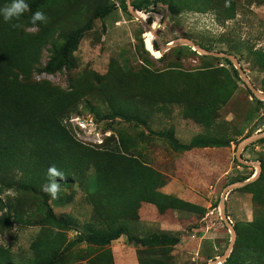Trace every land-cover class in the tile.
<instances>
[{"label": "rangeland", "instance_id": "rangeland-1", "mask_svg": "<svg viewBox=\"0 0 264 264\" xmlns=\"http://www.w3.org/2000/svg\"><path fill=\"white\" fill-rule=\"evenodd\" d=\"M225 4L43 0L48 22L22 21L17 37L34 60L28 73H18V82L49 90L53 98L75 96L78 102L63 119L75 138L152 167L165 178L160 190L192 208L160 213L142 202L137 220L129 223L133 235L168 234L178 237L175 244L143 246L122 234L98 246L80 238L99 226L87 199L92 170L85 186L61 180L54 201L46 194L45 202L40 191L1 184L2 256L32 264L31 244L39 240L47 251L61 252L55 264H220L233 249L234 224L241 247L233 254L235 264L260 245L257 240L262 243L247 224L264 215V0ZM134 6L150 8L152 15ZM95 7L105 13L93 17L89 10ZM64 24L81 28L80 38L70 64L47 72L51 48L65 40ZM104 91L129 102L139 92L157 91L174 102L162 111L152 108L143 124L114 115L93 97ZM196 137L201 141L192 143ZM245 176L250 177L231 183Z\"/></svg>", "mask_w": 264, "mask_h": 264}, {"label": "trees", "instance_id": "trees-1", "mask_svg": "<svg viewBox=\"0 0 264 264\" xmlns=\"http://www.w3.org/2000/svg\"><path fill=\"white\" fill-rule=\"evenodd\" d=\"M7 3H10V0H0V7ZM27 3L30 5L29 10L19 21L11 23H22L25 19L30 26L39 25L32 24L31 16L41 10L43 0H27ZM134 8L143 11L142 13L153 11L144 6ZM89 11L93 17L105 13L102 7ZM50 14L51 12L48 13ZM11 23L4 22L0 16V185L9 183L23 190L40 191L46 202V193L41 191V186L46 182V171L50 165L55 164L65 173L63 181H76L81 186L86 184L87 173L92 170L94 176L86 187L87 199L99 226L81 236L82 240L103 246L126 234L129 241L143 246L150 243H177L178 237L168 234H152L149 237L133 235L129 231V223L137 220L142 202L154 204L160 213L169 208L189 210L192 208L191 204L162 192L160 187L165 184V178L152 167L118 150L89 145L75 138L63 124L66 112L78 102L75 96L70 95L66 99L53 98L49 90L18 82V73L26 74L31 70L34 53L28 51L26 43L18 39L20 28H13ZM81 31V28H70L66 24L62 26L61 33L65 40L51 48V57L44 68L45 71L54 72L70 64L71 51L76 46ZM152 42L151 35L149 43L155 51ZM155 92L157 91L151 94L139 92L132 97L131 102L124 101L108 91L94 93L93 97L97 96L106 103L114 115L145 124L150 118L149 112L152 108L162 111L171 104L170 102H174L169 97ZM149 132L155 133V130L151 128ZM167 135L172 136L171 132ZM200 141V137H196L192 143ZM249 177L238 178L231 183L244 181ZM255 181L257 180L252 182ZM5 219L8 221L9 218L5 216ZM60 221L66 223V220ZM247 225L252 227L253 232L263 241L259 243L257 240L256 243L260 245L248 250L240 262L264 264V215H258L255 221ZM233 228L237 234L233 249L220 264H235L233 254L240 247V232L237 225L234 224ZM31 249L34 253L32 264H55L61 254L57 251H47L39 240L31 244ZM240 250L241 247L238 252ZM247 257L251 260L247 261ZM0 264H13L9 254H0Z\"/></svg>", "mask_w": 264, "mask_h": 264}, {"label": "clouds", "instance_id": "clouds-1", "mask_svg": "<svg viewBox=\"0 0 264 264\" xmlns=\"http://www.w3.org/2000/svg\"><path fill=\"white\" fill-rule=\"evenodd\" d=\"M225 6H229L226 0ZM30 8L27 0H10V3L0 7V16L3 17L4 22L11 23L12 21H19L25 12ZM33 25L37 23H47L48 16L42 10H37L31 16ZM13 28H21L23 25L19 22L11 23ZM155 27V25H153ZM65 178V173L60 170L55 164L50 165L46 171V182L41 186V191L48 194L51 200L59 199L61 192V180ZM56 231V229H54Z\"/></svg>", "mask_w": 264, "mask_h": 264}, {"label": "water", "instance_id": "water-1", "mask_svg": "<svg viewBox=\"0 0 264 264\" xmlns=\"http://www.w3.org/2000/svg\"><path fill=\"white\" fill-rule=\"evenodd\" d=\"M149 16H151L152 15V13H147ZM224 261V260H223Z\"/></svg>", "mask_w": 264, "mask_h": 264}, {"label": "bare ground", "instance_id": "bare-ground-1", "mask_svg": "<svg viewBox=\"0 0 264 264\" xmlns=\"http://www.w3.org/2000/svg\"><path fill=\"white\" fill-rule=\"evenodd\" d=\"M140 14V13H139Z\"/></svg>", "mask_w": 264, "mask_h": 264}]
</instances>
